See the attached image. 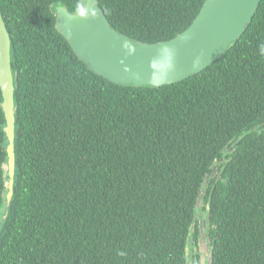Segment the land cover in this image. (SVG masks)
<instances>
[{"label": "trees", "instance_id": "1", "mask_svg": "<svg viewBox=\"0 0 264 264\" xmlns=\"http://www.w3.org/2000/svg\"><path fill=\"white\" fill-rule=\"evenodd\" d=\"M205 1L98 3L116 31L154 44ZM60 5L76 13L85 0H0L16 99L0 264H189L191 247L201 264L202 229L207 264H264V0L220 59L161 87L93 72L57 29ZM2 101L0 88L5 209Z\"/></svg>", "mask_w": 264, "mask_h": 264}, {"label": "water", "instance_id": "2", "mask_svg": "<svg viewBox=\"0 0 264 264\" xmlns=\"http://www.w3.org/2000/svg\"><path fill=\"white\" fill-rule=\"evenodd\" d=\"M262 0H206L194 22L175 38L150 44L116 31L98 0H85L83 8L71 13L55 10L57 29L75 54L96 74L116 84L161 87L182 82L212 65L246 31ZM11 36L0 10V88L8 140L4 165L7 193L3 219H7L14 197L16 177V99L12 69ZM200 193L196 209L201 206ZM202 229V228H201ZM200 238L201 264L209 251ZM189 250V247L187 248Z\"/></svg>", "mask_w": 264, "mask_h": 264}, {"label": "rangeland", "instance_id": "3", "mask_svg": "<svg viewBox=\"0 0 264 264\" xmlns=\"http://www.w3.org/2000/svg\"><path fill=\"white\" fill-rule=\"evenodd\" d=\"M202 215H203V221H205V219H206V215L204 214V213H202ZM3 216H4V211L2 210V212H0V220L1 219H3ZM203 238H205L206 239V235L204 236L203 235ZM204 239V240H205ZM191 255H190V262H189V264H198L197 263V259H194V248L193 247H191Z\"/></svg>", "mask_w": 264, "mask_h": 264}]
</instances>
